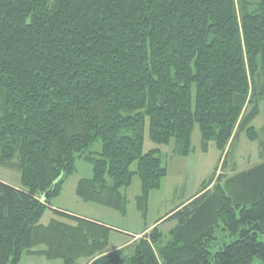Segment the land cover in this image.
<instances>
[{"label":"trees","instance_id":"obj_1","mask_svg":"<svg viewBox=\"0 0 264 264\" xmlns=\"http://www.w3.org/2000/svg\"><path fill=\"white\" fill-rule=\"evenodd\" d=\"M260 103L264 0H0V163L17 157L21 181H0V264L23 252L62 264H264V160L214 173L120 248L107 249L113 229L96 220L53 209L40 223L77 156L92 175L76 195L123 213L133 175L139 199L167 175L159 148L143 152L145 125L186 155L197 124L204 149L228 154L240 130L257 138ZM167 219L176 224L160 246Z\"/></svg>","mask_w":264,"mask_h":264},{"label":"rangeland","instance_id":"obj_2","mask_svg":"<svg viewBox=\"0 0 264 264\" xmlns=\"http://www.w3.org/2000/svg\"><path fill=\"white\" fill-rule=\"evenodd\" d=\"M251 124L257 131V138L251 140L244 130H240L232 139L228 154L226 151H219L213 141L208 142L204 149L198 125L195 124L191 135V150L186 155L178 153L180 142L175 137H171L169 143L165 145L153 143L148 137V127L145 125L143 152L159 148L167 175L161 180L159 188L149 190L145 199H139L142 194L141 181L137 175H133L130 185L121 189L126 200L123 213L96 201L83 200L76 195L78 180L89 178L92 175L91 164L77 156L73 173L64 177L60 193L51 197L50 206L45 209L40 223L47 224L50 219L57 218L53 209L64 210L111 227L113 230L108 235L107 249L120 248L130 241L132 235L152 228L176 205L194 196L199 191L202 182L208 181L214 173V177L230 176L264 160V145H260L264 142V133L261 131L264 126V110L261 103L258 114ZM100 148V141H96L88 147L85 155L90 152H99ZM224 159L225 164L222 165ZM17 163V157L9 162L0 163V181L20 188V170ZM130 169H136V162L131 164ZM175 224L174 219H167L158 225L162 233L160 246L165 245L170 239L169 231ZM226 234L220 229L216 231L215 235L219 243L222 240L225 242L230 240L225 237ZM40 249H44V246L39 245L33 248V250ZM119 254L126 262L128 250H121ZM17 264H62V260L23 252ZM251 264L261 263L259 259L254 258Z\"/></svg>","mask_w":264,"mask_h":264},{"label":"crops","instance_id":"obj_3","mask_svg":"<svg viewBox=\"0 0 264 264\" xmlns=\"http://www.w3.org/2000/svg\"><path fill=\"white\" fill-rule=\"evenodd\" d=\"M191 198V197H190ZM188 199H186L185 201H187ZM185 201H182V202H185ZM181 202V203H182ZM181 203H179L178 205H180ZM178 205H176V206H178ZM175 208V207H174ZM166 216V215H165ZM147 229H144V230H142V231H140V232H138V233H135L134 234V237H138V234H140V233H142L143 231H146ZM137 234V235H136ZM133 236V235H132ZM132 236L130 237V241L132 240ZM129 242V241H128ZM112 250V249H111Z\"/></svg>","mask_w":264,"mask_h":264},{"label":"water","instance_id":"obj_4","mask_svg":"<svg viewBox=\"0 0 264 264\" xmlns=\"http://www.w3.org/2000/svg\"><path fill=\"white\" fill-rule=\"evenodd\" d=\"M51 191V189L47 190L43 195H42V200L46 199L47 195L49 194V192Z\"/></svg>","mask_w":264,"mask_h":264}]
</instances>
